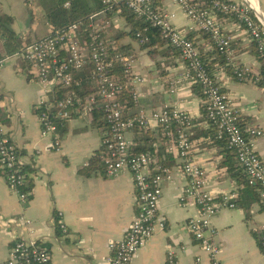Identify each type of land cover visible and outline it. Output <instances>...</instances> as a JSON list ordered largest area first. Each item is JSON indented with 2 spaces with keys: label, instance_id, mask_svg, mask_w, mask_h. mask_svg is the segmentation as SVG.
I'll return each mask as SVG.
<instances>
[{
  "label": "crops",
  "instance_id": "1",
  "mask_svg": "<svg viewBox=\"0 0 264 264\" xmlns=\"http://www.w3.org/2000/svg\"><path fill=\"white\" fill-rule=\"evenodd\" d=\"M242 1L252 9L256 21L264 29V0H253L257 10L250 0ZM156 2L164 11L176 14L174 25L194 41L210 73L241 112L242 124L263 131V136L255 141V150L264 161V88L237 80L233 69L225 65L208 36L181 8L166 0ZM0 15L12 18L11 28L19 46L17 51L9 53L5 41L0 38V116L28 164L29 189L32 191L30 202L24 207L0 173V263L9 256L14 227L21 226L19 219L24 212L34 222L37 239L50 237L46 244L52 251L53 264H107L111 253L109 245L124 238L137 213L132 175L123 172L108 177L99 164L93 165L89 176L80 174L95 157L99 159L106 129L93 123L90 111L84 112L81 107L76 108L61 128L59 151L51 146L48 138L42 137L39 107L52 95L44 92L23 57L22 49L27 42H39L49 37L53 29L46 18L42 0H0ZM41 19L47 21L43 33L37 24ZM219 19L224 32L232 38L237 64L249 66L255 72L264 70V60L259 57L248 33L235 20ZM112 21L108 41L117 42L121 47L131 46V52L125 54L134 57V72L144 79L139 101H131L128 112L135 114L142 107L153 110L165 103L185 110L193 120V157L206 172L207 190L217 196L237 190L241 196L248 179L234 152L212 141L214 129L207 122L200 87L185 78L187 67L180 55L168 46L150 54L135 39L137 48L131 43L122 44L120 38L129 36L127 33L132 26L117 12L112 13ZM48 27L50 31L45 34ZM33 34L42 35L35 39ZM146 55H160L161 62L156 66L142 63ZM172 81L177 86L173 95L169 92ZM84 87L88 90L89 84L85 83ZM128 138L135 149L155 148L160 140V130L131 132ZM159 149L173 174L172 181L164 183L160 200L159 215L164 220V228H158L131 264H168L170 250L178 264H193L197 257L203 264H211L187 228L188 220L198 215V208L192 201L185 206L180 203L187 180L177 156L166 153L162 146ZM243 197L248 204V195ZM4 221L10 222L11 226L4 228ZM59 221L66 225V232L58 228ZM213 226L219 232L218 243L222 250L219 258L223 264H264L259 242L260 227L264 226L260 197L247 207L239 201L237 208L222 210L213 219Z\"/></svg>",
  "mask_w": 264,
  "mask_h": 264
},
{
  "label": "built area",
  "instance_id": "2",
  "mask_svg": "<svg viewBox=\"0 0 264 264\" xmlns=\"http://www.w3.org/2000/svg\"><path fill=\"white\" fill-rule=\"evenodd\" d=\"M166 1L181 8L208 36L225 65L233 69L237 80L264 88V70L255 72L249 66L237 64L232 38L224 32L219 19L235 20L248 33L259 57L264 60V29L248 4L242 0ZM103 3L105 8L90 15L85 22L72 24L39 42H27L22 49L23 57L44 92L52 95L39 107L42 137L48 138L51 146L59 151L62 143L60 129L77 107L84 112L95 108L102 110L106 129L99 160L103 170L108 177L129 172L137 194L136 216L124 238L109 245L111 253L107 264H131L158 228H164V220L159 215L160 200L163 185L172 181L173 174L172 167L157 153L161 146L166 153L176 154L187 180L180 203L185 206L192 201L198 208V215L187 222L188 231L208 255L211 264H223L219 258L222 251L218 243L219 232L213 226V219L224 209L237 208L240 193L234 190L217 196L207 190L206 172L193 157V120L185 110L165 103L153 110L142 107L135 114L128 112L129 107L123 102L122 95L129 92L137 103L144 79L134 72L132 55L111 52L112 43L108 36L113 21L109 13L123 4L136 18L159 30L169 47L178 50L187 67L185 78L200 87L209 126L215 130L217 140L226 141L234 152L249 184L256 188L264 209V161L255 150V141L263 136V131L242 124L241 112L210 73L194 41L174 25L175 13L164 11L156 0H104ZM69 5L66 3L65 7ZM120 12L118 9L117 13ZM147 32L145 29L136 33L141 46L149 42ZM85 83L89 84L86 91ZM169 85V92L175 94L176 83L172 81ZM57 88L70 91L56 99ZM151 128L160 130L155 152H136L128 134L146 132ZM27 168L26 160L0 116V173L24 207L32 196ZM19 222L21 226L14 227L17 231L13 230L15 236L9 256L0 264H53L52 251L46 244L50 237L37 239L34 222L24 212ZM2 226L8 228L11 223L4 221ZM58 228L67 231L63 221H59ZM260 233V250L264 255V226L260 227ZM168 264H178L172 250L169 251ZM193 264H203L202 259L197 257Z\"/></svg>",
  "mask_w": 264,
  "mask_h": 264
},
{
  "label": "trees",
  "instance_id": "3",
  "mask_svg": "<svg viewBox=\"0 0 264 264\" xmlns=\"http://www.w3.org/2000/svg\"><path fill=\"white\" fill-rule=\"evenodd\" d=\"M104 0H42V7L44 9L46 18L53 29V33L55 32H62L70 25L75 23H82L88 20L90 15L100 12L105 8V4L103 3ZM69 3V7H65V4ZM120 8H116L112 12L109 13V16H112V13L117 12L118 9H121L120 15L124 16L127 21L131 24L132 28L129 33L133 39L136 40V33L143 32L145 29H148V32L145 33L149 37V42L142 46V49H148L150 54L157 53L158 49L168 46L167 42L161 38L159 34V30L155 28H151L149 24L145 23L143 20H139L136 18L131 11H129L123 4L119 6ZM12 18L7 16H0V38L5 41V47L9 51V53H13L19 49L18 43L16 41L15 32L11 28ZM129 47V48H128ZM128 47H121L115 42L111 44V52H122V53H130L131 46ZM156 47V49H155ZM128 48V49H127ZM173 51L179 54L178 50L169 47ZM130 50V51H129ZM180 55V54H179ZM2 62V58H0V63ZM56 93V99H60L66 94L69 93L70 90L67 89H58ZM123 102L129 105V103L133 101L132 95L129 92L123 93ZM92 114L91 118L93 123H95L98 127H104L105 124L102 120L103 112L99 108H95L90 111ZM206 114V113H205ZM62 129H60L61 132ZM213 140L219 144L228 147L226 141H219L216 140V132H213ZM232 151L231 149H229ZM136 152H146L152 151L155 152L154 147H149L145 149H136ZM160 156L161 154L157 152ZM166 162V161H165ZM94 164H99L101 167L100 160L98 156L94 158V161L89 164V166L85 167L83 170L80 171L82 176H89L91 173V169ZM242 173V172H241ZM245 176V175H244ZM244 195H248L249 203H246V199L243 197ZM240 205L247 207L251 204L254 200L259 199V194H257L255 187L250 186L248 181H245L244 188L241 194Z\"/></svg>",
  "mask_w": 264,
  "mask_h": 264
},
{
  "label": "rangeland",
  "instance_id": "4",
  "mask_svg": "<svg viewBox=\"0 0 264 264\" xmlns=\"http://www.w3.org/2000/svg\"><path fill=\"white\" fill-rule=\"evenodd\" d=\"M42 15H43V13H42ZM1 16V15H0ZM43 19V18H42ZM42 19H41V21H38L37 22V24H38V27H40L41 28V30H42V33H43V26H46V22L47 21H43L42 22ZM44 20V19H43ZM122 23V22H121ZM50 31V27H48L46 30H45V34L46 33H48ZM34 35V37H35V39H38V37H40L42 34H37V36L35 35V34H33ZM115 39V38H114ZM120 42L122 43V44H125V43H131V44H133L134 45V47L135 48H137V42L136 41H134V39H132L130 36H126V35H124V36H122L121 38H120ZM161 62V56L160 55H155V56H148V55H146V57H145V61L144 62H142V63H151V64H153V65H157V64H159Z\"/></svg>",
  "mask_w": 264,
  "mask_h": 264
},
{
  "label": "bare ground",
  "instance_id": "5",
  "mask_svg": "<svg viewBox=\"0 0 264 264\" xmlns=\"http://www.w3.org/2000/svg\"><path fill=\"white\" fill-rule=\"evenodd\" d=\"M250 2H251L250 4H252L253 7L257 10L258 7L255 5V2H253V0H250Z\"/></svg>",
  "mask_w": 264,
  "mask_h": 264
}]
</instances>
